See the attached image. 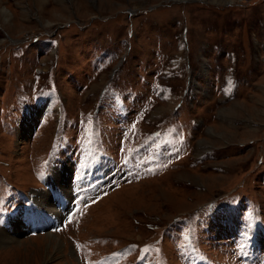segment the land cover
<instances>
[{"label": "rangeland", "instance_id": "374dc122", "mask_svg": "<svg viewBox=\"0 0 264 264\" xmlns=\"http://www.w3.org/2000/svg\"><path fill=\"white\" fill-rule=\"evenodd\" d=\"M7 228L0 264H264V0H0Z\"/></svg>", "mask_w": 264, "mask_h": 264}, {"label": "bare ground", "instance_id": "6f19581e", "mask_svg": "<svg viewBox=\"0 0 264 264\" xmlns=\"http://www.w3.org/2000/svg\"><path fill=\"white\" fill-rule=\"evenodd\" d=\"M5 11V10H4ZM64 215V214H63ZM14 226V224H13ZM8 229V230H7ZM5 231L0 232V244L6 243V242H11V240L13 239V237L11 236L12 234H10L11 230L13 231L12 228H7ZM12 233H15L14 231ZM50 235V234H48Z\"/></svg>", "mask_w": 264, "mask_h": 264}]
</instances>
